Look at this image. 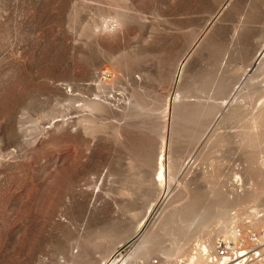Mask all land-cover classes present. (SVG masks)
Returning a JSON list of instances; mask_svg holds the SVG:
<instances>
[{
  "label": "rangeland",
  "instance_id": "obj_1",
  "mask_svg": "<svg viewBox=\"0 0 264 264\" xmlns=\"http://www.w3.org/2000/svg\"><path fill=\"white\" fill-rule=\"evenodd\" d=\"M220 239L264 264V0H0V264Z\"/></svg>",
  "mask_w": 264,
  "mask_h": 264
},
{
  "label": "built area",
  "instance_id": "obj_2",
  "mask_svg": "<svg viewBox=\"0 0 264 264\" xmlns=\"http://www.w3.org/2000/svg\"><path fill=\"white\" fill-rule=\"evenodd\" d=\"M204 255L207 256L209 262L214 264H222L224 261H227L228 259L233 260L236 258V252L233 244L225 239L217 240L214 244L213 251L212 252L206 251ZM187 263L188 261H186L183 258L176 260V264H187ZM235 264H238V262H235Z\"/></svg>",
  "mask_w": 264,
  "mask_h": 264
},
{
  "label": "bare ground",
  "instance_id": "obj_3",
  "mask_svg": "<svg viewBox=\"0 0 264 264\" xmlns=\"http://www.w3.org/2000/svg\"><path fill=\"white\" fill-rule=\"evenodd\" d=\"M163 177V170L160 168V170H159V173H158V178H162ZM202 250L203 251H205V250H207V248L205 247H203L202 246ZM244 255V254H243ZM242 256V254L241 255H239V257H241Z\"/></svg>",
  "mask_w": 264,
  "mask_h": 264
},
{
  "label": "water",
  "instance_id": "obj_4",
  "mask_svg": "<svg viewBox=\"0 0 264 264\" xmlns=\"http://www.w3.org/2000/svg\"><path fill=\"white\" fill-rule=\"evenodd\" d=\"M258 55H259V53H258ZM248 70H250V68Z\"/></svg>",
  "mask_w": 264,
  "mask_h": 264
}]
</instances>
